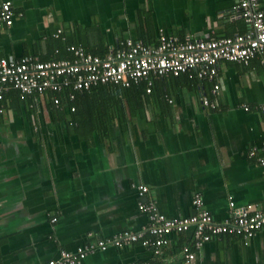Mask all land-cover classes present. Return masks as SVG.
Segmentation results:
<instances>
[{"label":"crops","instance_id":"crops-1","mask_svg":"<svg viewBox=\"0 0 264 264\" xmlns=\"http://www.w3.org/2000/svg\"><path fill=\"white\" fill-rule=\"evenodd\" d=\"M10 1L15 15L0 27V57L15 59L72 60L71 45L105 56L127 39L155 45L160 28L179 38L247 30L231 17L235 0ZM217 72L215 94L209 80L164 76L149 92L142 86L148 97L138 108L119 94V114L109 100L90 124L82 121L93 114L74 120L64 97L57 106L52 92L21 98L10 88L0 99V264H47L63 249L139 230L147 216L138 201L181 217L199 194L216 220L228 214L229 197L263 208L264 167L249 149L264 154V61L220 60ZM137 184L148 192L139 196ZM191 242L189 231L169 235L159 255L140 242L111 246L81 264H264L261 231L223 234L185 261L181 247Z\"/></svg>","mask_w":264,"mask_h":264},{"label":"built area","instance_id":"built-area-1","mask_svg":"<svg viewBox=\"0 0 264 264\" xmlns=\"http://www.w3.org/2000/svg\"><path fill=\"white\" fill-rule=\"evenodd\" d=\"M14 15L11 1L0 0V27L12 25ZM231 17H243L248 25L247 30L221 37L179 38L160 28L155 45L127 39L105 56L89 53L80 45H71L69 49L73 53L72 60L0 57V99L10 88L17 90L21 98L52 92L55 94L53 103L59 106L62 97L73 100V91L89 90L97 84L127 88L132 84L144 83L149 92L155 80L181 74L211 81L212 93L215 94L219 89L217 71L220 60L246 64L254 56L260 55L264 61V8L260 7L259 0H235ZM66 88L71 91L65 95ZM243 108L249 109L247 106ZM70 110L73 111L74 106ZM258 150L252 147L249 155L264 167V154ZM135 188L139 196L148 192L145 184H137ZM191 204L194 209L191 214L168 217L153 201H138L139 211L147 216V223L141 229H124L107 238L80 245L73 251L63 249L57 257L49 259L47 264H81L94 251L111 246L123 247L134 242H140L142 246L150 248L153 254L159 255L169 235L187 231L191 233L192 242L190 246L182 245L181 253L185 261H191L196 250L204 243L223 234L249 239L259 231L264 232V207L258 208L251 203L235 206L229 197L228 214L216 220L204 208L199 194L192 197ZM146 233L151 238H145ZM141 264L158 263L151 261Z\"/></svg>","mask_w":264,"mask_h":264},{"label":"trees","instance_id":"trees-1","mask_svg":"<svg viewBox=\"0 0 264 264\" xmlns=\"http://www.w3.org/2000/svg\"><path fill=\"white\" fill-rule=\"evenodd\" d=\"M185 75V74H184ZM187 76V75H186ZM176 77V76H173ZM188 77V76H187ZM189 78V77H188ZM189 79H194V78H189ZM144 83H139V84H132L131 86L127 88H121L118 86H114L115 89L110 92L108 91L107 87L104 84H97L95 86H92L89 90H81L80 92H75V97L73 100H67L68 105H74L75 111H72V115L74 116V120H77L76 118L78 115L77 114H83L86 112V114H93V116L89 117L90 120L88 121H82L86 122V124H90L92 120L95 118V114L98 112L100 114L104 113V110H106L103 106L107 104L109 100H115L118 98L119 94H121V97H124L128 100H130V103L133 104L136 108L139 107V104L142 102V86ZM110 87V86H109ZM71 89L66 88L64 90L65 95L69 93ZM61 95V94H60ZM93 97V101H90ZM148 97V95L143 96ZM63 98V97H62ZM81 99L82 102H81ZM117 100L114 101L113 103L116 104L115 106V112L119 114V109L120 106H117ZM133 105L130 106V109L134 108ZM114 111V110H113ZM99 114V115H100ZM102 122V121H99Z\"/></svg>","mask_w":264,"mask_h":264},{"label":"rangeland","instance_id":"rangeland-1","mask_svg":"<svg viewBox=\"0 0 264 264\" xmlns=\"http://www.w3.org/2000/svg\"><path fill=\"white\" fill-rule=\"evenodd\" d=\"M241 19H243V17H241ZM243 21H244V19H243ZM246 23V22H245ZM247 25V24H246ZM247 27H248V25H247Z\"/></svg>","mask_w":264,"mask_h":264}]
</instances>
